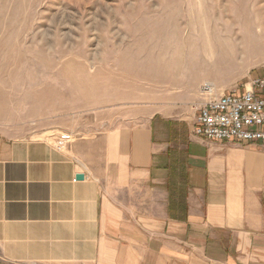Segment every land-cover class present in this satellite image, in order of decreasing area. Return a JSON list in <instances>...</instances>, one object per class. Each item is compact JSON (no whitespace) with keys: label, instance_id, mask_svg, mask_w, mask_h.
Here are the masks:
<instances>
[{"label":"crops","instance_id":"crops-1","mask_svg":"<svg viewBox=\"0 0 264 264\" xmlns=\"http://www.w3.org/2000/svg\"><path fill=\"white\" fill-rule=\"evenodd\" d=\"M175 114H118L64 151L0 138V264H264V144Z\"/></svg>","mask_w":264,"mask_h":264},{"label":"rangeland","instance_id":"rangeland-1","mask_svg":"<svg viewBox=\"0 0 264 264\" xmlns=\"http://www.w3.org/2000/svg\"><path fill=\"white\" fill-rule=\"evenodd\" d=\"M256 77L264 0H0L1 139L55 145L147 108L191 125L205 84Z\"/></svg>","mask_w":264,"mask_h":264},{"label":"built area","instance_id":"built-area-1","mask_svg":"<svg viewBox=\"0 0 264 264\" xmlns=\"http://www.w3.org/2000/svg\"><path fill=\"white\" fill-rule=\"evenodd\" d=\"M202 93L210 98L196 108L195 137L209 142L264 144V77L253 78L242 91L212 97L211 86L205 84ZM75 137L72 132L60 134L56 149L63 150Z\"/></svg>","mask_w":264,"mask_h":264},{"label":"water","instance_id":"water-1","mask_svg":"<svg viewBox=\"0 0 264 264\" xmlns=\"http://www.w3.org/2000/svg\"><path fill=\"white\" fill-rule=\"evenodd\" d=\"M76 179L79 181V180H83L84 179V176H82V175H78L77 177H76Z\"/></svg>","mask_w":264,"mask_h":264},{"label":"trees","instance_id":"trees-1","mask_svg":"<svg viewBox=\"0 0 264 264\" xmlns=\"http://www.w3.org/2000/svg\"><path fill=\"white\" fill-rule=\"evenodd\" d=\"M173 213V212H172Z\"/></svg>","mask_w":264,"mask_h":264}]
</instances>
